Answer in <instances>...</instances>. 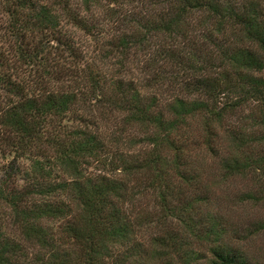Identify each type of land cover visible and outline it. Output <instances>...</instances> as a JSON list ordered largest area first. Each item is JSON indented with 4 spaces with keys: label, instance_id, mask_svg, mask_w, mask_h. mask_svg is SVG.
Wrapping results in <instances>:
<instances>
[{
    "label": "trees",
    "instance_id": "trees-1",
    "mask_svg": "<svg viewBox=\"0 0 264 264\" xmlns=\"http://www.w3.org/2000/svg\"><path fill=\"white\" fill-rule=\"evenodd\" d=\"M263 236L264 0H0V264H264Z\"/></svg>",
    "mask_w": 264,
    "mask_h": 264
},
{
    "label": "rangeland",
    "instance_id": "rangeland-1",
    "mask_svg": "<svg viewBox=\"0 0 264 264\" xmlns=\"http://www.w3.org/2000/svg\"><path fill=\"white\" fill-rule=\"evenodd\" d=\"M239 187V188H238ZM234 186L233 188H237L235 191L238 190L242 191V188L240 186ZM240 193V192H239ZM222 214L230 219L231 221H234L235 223L239 222L240 219L249 218L252 216V218L256 217L257 214H253L250 209L247 210H241L238 207H235L233 203L227 202L226 204H223L222 206ZM252 249L255 254H258V257H263L262 255L264 254V236L261 238H258L256 241L252 243ZM264 260V259H263Z\"/></svg>",
    "mask_w": 264,
    "mask_h": 264
}]
</instances>
